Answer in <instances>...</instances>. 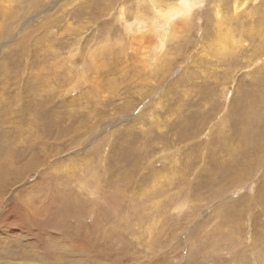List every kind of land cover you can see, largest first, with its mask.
<instances>
[{"label":"rangeland","instance_id":"374dc122","mask_svg":"<svg viewBox=\"0 0 264 264\" xmlns=\"http://www.w3.org/2000/svg\"><path fill=\"white\" fill-rule=\"evenodd\" d=\"M238 1L235 50L204 0L153 63L151 0H0V264H264V0Z\"/></svg>","mask_w":264,"mask_h":264},{"label":"bare ground","instance_id":"6f19581e","mask_svg":"<svg viewBox=\"0 0 264 264\" xmlns=\"http://www.w3.org/2000/svg\"><path fill=\"white\" fill-rule=\"evenodd\" d=\"M153 2V14L151 16H147L142 14L141 12L139 14H135L136 17L133 15L134 22L127 25L129 28H132L133 26L136 27V33L143 35L146 29H150L154 35L156 36L157 43L156 45L149 50L143 51L140 53L142 56H147L152 59L151 62L155 63L157 60H161V56L165 55L164 50H166L167 42L173 40L175 42V39H178L180 36L176 35L178 33V30L180 27L183 26V24L188 23L191 15L193 14V11L195 9L200 8L202 3H204V0H177L175 2H163L160 3L158 0H151ZM221 1V0H220ZM233 1V8H234V15L230 16L229 18H226V16H223L220 14L219 7H216V24H215V41L214 43L216 46H224L223 51L228 50L230 47H234V50L237 47V44L239 41L235 40V34L233 29V22H236L238 19L237 11L240 7H242L245 2L242 1L241 3L238 0H231ZM148 6V5H147ZM143 7V6H142ZM155 8V9H154ZM228 8V7H227ZM254 8V7H253ZM147 7L145 8L146 11ZM139 10V9H138ZM141 10V9H140ZM215 10V9H214ZM222 10V9H221ZM142 11V10H141ZM152 11V10H151ZM135 12V11H134ZM147 12V11H146ZM124 13V12H123ZM144 13V12H143ZM223 13V12H222ZM149 14V13H148ZM122 15V14H121ZM233 24V26H232ZM126 25V24H125ZM128 28V27H127ZM184 28V27H183ZM186 28V26H185ZM149 30V31H150ZM181 30V29H180ZM236 30V29H235ZM237 31V30H236ZM148 32V31H147ZM245 32V31H244ZM247 33V31H246ZM135 34V33H134ZM148 34V33H147ZM241 34V33H240ZM260 37H264V31H259ZM150 35V34H149ZM152 35V34H151ZM145 36V35H144ZM148 36V35H147ZM247 36V35H246ZM208 37V36H207ZM250 37V36H249ZM259 37V38H260ZM137 37L133 38L136 40ZM140 38V37H139ZM240 38V37H238ZM246 39V38H245ZM245 39H240V42H245ZM253 39V38H252ZM251 39V40H252ZM255 39V38H254ZM264 39V38H263ZM140 40V39H139ZM146 41V39H144ZM150 40V39H149ZM155 40V39H153ZM177 41V40H176ZM208 41V40H207ZM205 41V42H207ZM169 42V43H170ZM225 42V43H224ZM123 43V42H122ZM136 43V42H135ZM142 43V42H141ZM263 43V42H262ZM224 44V45H223ZM245 44V43H244ZM132 45V44H131ZM140 45V44H139ZM169 45V44H168ZM207 45V44H206ZM260 45V44H259ZM258 45V46H259ZM122 46V45H121ZM124 47V46H123ZM122 47V48H123ZM144 47V46H143ZM150 47V46H149ZM203 47V46H202ZM260 46L256 52H259L261 48ZM134 48V47H133ZM205 49V48H204ZM124 50V49H123ZM126 51V50H125ZM137 52V51H136ZM254 52V51H253ZM263 52V51H262ZM135 53V52H134ZM255 53V52H254ZM253 53V54H254ZM138 55V54H137ZM257 55V54H256ZM139 57V56H138ZM137 57V58H138ZM172 57V56H171ZM260 57V56H259ZM262 57V56H261ZM145 58V57H144ZM143 58V59H144ZM186 60V59H185ZM149 63V62H148ZM167 63V62H166ZM147 65V64H146ZM170 65V64H169ZM149 66V65H148ZM152 67L153 65L150 64ZM154 67V66H153ZM150 68V67H149ZM164 70V69H163ZM152 73V72H151ZM159 73V72H158ZM166 73V72H165ZM150 75V74H149ZM157 75V74H156ZM96 78V77H95ZM98 78V77H97ZM158 79V78H157ZM164 79V78H163ZM140 80V79H139ZM157 82V81H156ZM96 83V81H95ZM151 84V83H150ZM156 84V83H155ZM97 85V84H96ZM142 87V86H141ZM152 87V86H151ZM151 90V89H150ZM157 91V90H156ZM66 101V100H65ZM86 106V105H85ZM85 110V109H84ZM123 111V110H122ZM144 112V111H143ZM128 116V115H127ZM192 116V115H191ZM108 117V116H107ZM118 118V117H117ZM196 124V123H195ZM119 127V126H118ZM161 127V126H160ZM92 129V128H91ZM96 129V128H95ZM94 130V129H93ZM93 132V131H92ZM93 134V133H92ZM167 136V135H166ZM82 137V136H81ZM95 137V136H94ZM176 137V136H175ZM79 139V138H78ZM246 139V138H245ZM76 144V143H75ZM93 145V144H92ZM76 146V145H75ZM78 146V144H77ZM254 146V145H253ZM93 147V146H92ZM73 151V150H72ZM76 151V150H74ZM70 159V158H68ZM7 170V169H6ZM5 172V171H4ZM4 185V184H3ZM155 212V211H154ZM152 215V214H151ZM150 215V216H151ZM151 218V217H150Z\"/></svg>","mask_w":264,"mask_h":264}]
</instances>
